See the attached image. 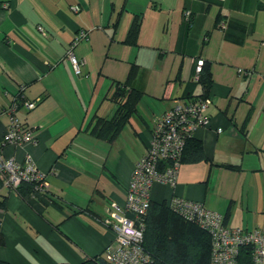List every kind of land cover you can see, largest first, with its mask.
I'll use <instances>...</instances> for the list:
<instances>
[{
	"label": "crops",
	"instance_id": "crops-1",
	"mask_svg": "<svg viewBox=\"0 0 264 264\" xmlns=\"http://www.w3.org/2000/svg\"><path fill=\"white\" fill-rule=\"evenodd\" d=\"M81 31L77 75L67 53ZM263 40L264 0H0V147L18 162L30 154L49 183L35 198L0 178V260L79 264L103 254L115 238L107 210L125 202L153 120L203 93L198 59L212 75V123L194 134L206 160L182 163L174 187L154 183L151 201H199L228 226L264 229ZM21 87L26 100L39 99L17 112L36 142L4 145V110ZM125 103L117 137L99 134L98 120Z\"/></svg>",
	"mask_w": 264,
	"mask_h": 264
},
{
	"label": "built area",
	"instance_id": "built-area-1",
	"mask_svg": "<svg viewBox=\"0 0 264 264\" xmlns=\"http://www.w3.org/2000/svg\"><path fill=\"white\" fill-rule=\"evenodd\" d=\"M190 16L191 11H186L188 21ZM40 30L43 31L42 27ZM86 36L87 32L81 31L67 53L77 75L82 73L85 61L77 58L74 49ZM204 62V59L196 62L195 81L200 77ZM24 89L21 87L15 101L4 110L9 120L4 145L26 146L36 142L34 129L23 124L17 116L20 106L32 110L39 101L26 100ZM211 104V97L182 101L153 120L147 152L134 167L126 200L123 204L112 201L104 219V224L115 235L113 243L104 251L106 264L151 263L150 255L142 248V241L152 187L157 182L172 187L176 185L187 139L194 136L198 129L209 127L212 123L208 114ZM222 131V128L217 130L218 133ZM0 178L5 186L15 191L24 182L33 183L35 189L31 196L35 198L45 195L49 188L46 174L38 169L30 154L25 155L23 162H18L7 157L3 147H0ZM168 204L179 216L196 223L210 234L211 264H264V229L246 230L228 226L222 214L207 208L203 202L173 197ZM244 255L249 257L248 262L242 259Z\"/></svg>",
	"mask_w": 264,
	"mask_h": 264
},
{
	"label": "trees",
	"instance_id": "trees-1",
	"mask_svg": "<svg viewBox=\"0 0 264 264\" xmlns=\"http://www.w3.org/2000/svg\"><path fill=\"white\" fill-rule=\"evenodd\" d=\"M140 20V18L135 19L131 26L129 37L132 42L136 40L139 34ZM240 72L246 73L247 71L240 70ZM196 83L203 88V93L196 98L210 97L212 75L205 62ZM126 92L125 88L119 87L115 94L118 99H121ZM125 105L126 103L118 107L115 116L111 120L102 118L98 120L99 134L110 133L112 139L117 137L130 114ZM203 160H206V155L202 143L194 136L188 138L182 163ZM34 189L33 183L24 182L16 191L21 196H26L31 195ZM144 222L142 248L146 254L150 255V264H211L212 238L210 234L196 223L179 216L170 208L168 202L157 203L151 201ZM4 243V238L0 233V245ZM246 255L242 256V259L248 262L249 257H246ZM0 264L9 263L0 260ZM79 264H106L104 252L100 256L87 258Z\"/></svg>",
	"mask_w": 264,
	"mask_h": 264
}]
</instances>
